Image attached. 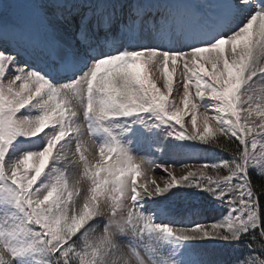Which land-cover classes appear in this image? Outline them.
<instances>
[{"label":"snow or ice","instance_id":"snow-or-ice-1","mask_svg":"<svg viewBox=\"0 0 264 264\" xmlns=\"http://www.w3.org/2000/svg\"><path fill=\"white\" fill-rule=\"evenodd\" d=\"M253 171L264 0H0V264H264Z\"/></svg>","mask_w":264,"mask_h":264},{"label":"rangeland","instance_id":"rangeland-1","mask_svg":"<svg viewBox=\"0 0 264 264\" xmlns=\"http://www.w3.org/2000/svg\"><path fill=\"white\" fill-rule=\"evenodd\" d=\"M154 74L156 75V78H157V84L162 86L163 77H162L160 71L159 70H155ZM173 97H174L175 100H178L180 98V97H175V96H173ZM176 104H178V103H176ZM189 118L191 119V117H189ZM213 130H215L214 127H213ZM171 155H172L171 153H166V156H171ZM186 156H187V153H179V154H177L175 156L176 165L174 166L173 170L176 172L177 176L182 174V169L179 167V165L181 164L180 158H183V157H186ZM157 176L161 180V178L165 177L166 175L165 174H158ZM82 187H86V185H82ZM204 213H203V215L205 217H210V216L215 214L214 210L210 206L207 208V210ZM235 255H236V253H233L230 249L222 250L219 253L220 258L224 259L225 261L231 260Z\"/></svg>","mask_w":264,"mask_h":264},{"label":"trees","instance_id":"trees-1","mask_svg":"<svg viewBox=\"0 0 264 264\" xmlns=\"http://www.w3.org/2000/svg\"><path fill=\"white\" fill-rule=\"evenodd\" d=\"M254 186L257 191H264V178H255Z\"/></svg>","mask_w":264,"mask_h":264},{"label":"bare ground","instance_id":"bare-ground-1","mask_svg":"<svg viewBox=\"0 0 264 264\" xmlns=\"http://www.w3.org/2000/svg\"><path fill=\"white\" fill-rule=\"evenodd\" d=\"M178 160V159H177ZM175 172V171H174ZM176 173V172H175ZM209 210V209H208ZM205 214V213H204ZM208 215V214H207Z\"/></svg>","mask_w":264,"mask_h":264}]
</instances>
